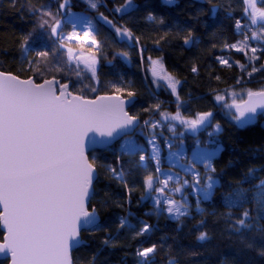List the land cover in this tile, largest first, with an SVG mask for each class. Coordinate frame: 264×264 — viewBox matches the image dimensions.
<instances>
[{
  "label": "trees",
  "instance_id": "obj_1",
  "mask_svg": "<svg viewBox=\"0 0 264 264\" xmlns=\"http://www.w3.org/2000/svg\"><path fill=\"white\" fill-rule=\"evenodd\" d=\"M63 1L94 22L98 48L93 50V73L88 63L72 62L54 35L57 28L70 30ZM95 1L92 9L83 0H0V71L36 83L59 78L84 98L134 96L128 113L141 128L159 109L173 113L177 108L172 96L148 77L149 62L158 60L179 82L177 96L186 117L213 113L195 138L203 145L204 134L216 124L220 150L211 169L196 168L202 185L209 178L218 184L209 200H200V211L188 189L189 213L170 219L153 214L154 207L144 199L157 172L142 136L133 135L143 152L124 153L120 141L89 152L97 179L88 209L100 220L81 232L86 245L72 253L73 264H140L138 253L148 249L154 251L142 264H264V115L240 126L214 99L228 89L264 90V27L253 40L244 0H174L171 5L161 0ZM192 137L184 138L188 151ZM157 143L162 166L169 167L163 139ZM145 226L149 233L142 232ZM2 237L0 230V241Z\"/></svg>",
  "mask_w": 264,
  "mask_h": 264
},
{
  "label": "water",
  "instance_id": "obj_2",
  "mask_svg": "<svg viewBox=\"0 0 264 264\" xmlns=\"http://www.w3.org/2000/svg\"><path fill=\"white\" fill-rule=\"evenodd\" d=\"M70 84L0 71V260L8 264H73L72 253L86 245L81 232L100 220L88 209L97 172L87 155L139 126L128 113L134 96L84 98ZM230 107L238 125L254 124L264 113V91ZM212 117L200 114L194 130Z\"/></svg>",
  "mask_w": 264,
  "mask_h": 264
},
{
  "label": "rangeland",
  "instance_id": "obj_3",
  "mask_svg": "<svg viewBox=\"0 0 264 264\" xmlns=\"http://www.w3.org/2000/svg\"><path fill=\"white\" fill-rule=\"evenodd\" d=\"M83 1L92 9L97 6L95 0ZM262 1L264 0H244L246 16L253 27L251 34L253 40L259 38L260 27H264V7L260 5ZM67 6L68 1H63L62 9L67 13L65 22L70 25V30L63 32L57 28L54 30V35L72 62H76V58L80 56L82 64L86 66L85 60H91L93 63L86 68L90 73H93L95 67L93 50L98 48L97 42L94 40V22L89 15L69 10ZM147 74L156 89L160 87L172 96L171 104L177 108L173 113L168 109H159L156 111V116L150 117L141 128L137 129L136 133L142 136L147 143L149 156L153 160L157 172L155 180L147 184L144 199H148L154 207L153 214L164 213L170 219H178L188 214L191 209L188 189L196 197L195 210L200 211V200H209L218 184L217 179L209 178L202 185L196 165H203L205 170L212 168V159L218 155L220 150L215 139L220 128L216 124H211L210 129L203 136L205 137L204 144L201 145L200 139L195 138L196 132L199 130L193 128L199 114L193 118L183 114L180 108L185 104L177 96L179 82L163 70L158 60L149 62ZM248 92L250 91L245 88L228 89L216 93L214 99L229 113L230 105L239 102ZM262 124L264 125V122ZM134 136L120 140V151L127 154L144 151V147L138 143ZM185 136H194L192 137L194 143L191 151L187 150ZM158 138L163 139L166 149L164 162L169 167L162 166L163 160L161 159V147L157 143ZM141 163L144 164V157L141 158ZM150 230L148 226H145L142 232L149 233ZM153 251V249H148L139 252L140 264L147 261ZM168 264L174 263L170 261Z\"/></svg>",
  "mask_w": 264,
  "mask_h": 264
},
{
  "label": "flooded vegetation",
  "instance_id": "obj_4",
  "mask_svg": "<svg viewBox=\"0 0 264 264\" xmlns=\"http://www.w3.org/2000/svg\"><path fill=\"white\" fill-rule=\"evenodd\" d=\"M86 61V63H88L89 65H91L93 62H91L90 60H88V59H86L85 60ZM88 61H90V62H88Z\"/></svg>",
  "mask_w": 264,
  "mask_h": 264
},
{
  "label": "bare ground",
  "instance_id": "obj_5",
  "mask_svg": "<svg viewBox=\"0 0 264 264\" xmlns=\"http://www.w3.org/2000/svg\"><path fill=\"white\" fill-rule=\"evenodd\" d=\"M162 1V0H161ZM163 2V1H162ZM164 3V2H163ZM165 4V3H164ZM167 5V4H166ZM262 91H264V90H262ZM256 92H258V91H256Z\"/></svg>",
  "mask_w": 264,
  "mask_h": 264
}]
</instances>
